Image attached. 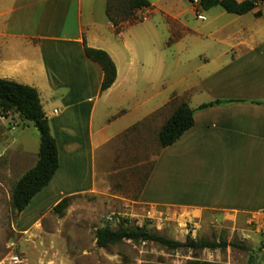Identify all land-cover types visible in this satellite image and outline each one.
Here are the masks:
<instances>
[{"label":"crops","instance_id":"0c3cea01","mask_svg":"<svg viewBox=\"0 0 264 264\" xmlns=\"http://www.w3.org/2000/svg\"><path fill=\"white\" fill-rule=\"evenodd\" d=\"M109 3L0 0V79L39 92L59 152L58 172L32 202L50 199L54 208L145 168L137 203L149 214L230 236L263 223L264 4L241 16H213L215 8L197 4L205 14L198 22L188 20L193 10H183L188 0H159V8L150 2L138 9L149 14L144 21L119 30L108 17ZM158 13L169 23L163 48L198 38L194 68H183L177 78L167 72L171 61L153 51L157 27L151 21ZM136 45L145 49L143 59ZM85 46L106 51L116 65V81L104 92L103 69ZM216 101L233 102L198 110ZM183 102L195 110L194 125L163 148L158 134ZM6 121L0 119V130ZM21 154L22 166L29 157Z\"/></svg>","mask_w":264,"mask_h":264},{"label":"rangeland","instance_id":"374dc122","mask_svg":"<svg viewBox=\"0 0 264 264\" xmlns=\"http://www.w3.org/2000/svg\"><path fill=\"white\" fill-rule=\"evenodd\" d=\"M129 1H110V15L119 30L142 22L149 15H139L138 9H134ZM149 1L157 3V8L161 7L159 0ZM174 7L182 9L183 6L178 4ZM189 9L193 10V16L188 20H205V14L197 4L183 8ZM213 11V16L217 11L224 12L219 7ZM151 22L157 27L156 48L153 51L158 58L166 56L171 61L167 72L177 78L183 68H194L193 57L197 48L193 43L198 38L189 36L183 44L175 46L170 42L167 48H163L161 43L167 34V18L158 13ZM131 39L134 41L133 35ZM135 50L143 59L145 49L136 45ZM188 56L192 60L189 64L186 63ZM4 118L7 121L0 130V264H248L252 256L258 262H263L261 248L264 222L248 225L230 236L214 226L186 223L179 217L171 219L153 212L149 214L148 208L137 203L147 171L145 168L130 170L116 177L101 192L72 196L69 206L63 211L55 212L53 207H49L50 199H45L38 205L35 200L23 213H16L11 199L13 188L33 166V162L38 161L40 134L32 123L23 125L12 113L0 112V119L5 121ZM23 151L30 162L21 166L19 158ZM121 223L143 226L148 231L180 242H186L188 238L197 241L236 240L251 247L253 253L230 247L224 250H167L153 243L131 241L99 248L96 244L97 230L103 227L117 230Z\"/></svg>","mask_w":264,"mask_h":264},{"label":"trees","instance_id":"16d2710c","mask_svg":"<svg viewBox=\"0 0 264 264\" xmlns=\"http://www.w3.org/2000/svg\"><path fill=\"white\" fill-rule=\"evenodd\" d=\"M111 1V0H110ZM192 4H199L202 10L208 11L216 7L222 8L225 12L234 15H245L252 12L264 0H188ZM134 9H142L150 6L148 0H130ZM110 3L108 6V17L114 24L110 15ZM256 16H261L257 13ZM86 55L93 61L100 64L104 72L101 91L109 89L116 81L117 69L113 59L104 50L93 49L85 46ZM233 101H216L201 105L198 110H204L214 105L231 103ZM0 112L3 114L12 113L20 120L32 123L40 134V147L36 165L27 171L16 183L11 195L12 206L16 213H23L31 204L32 200L42 192L53 180L60 168L59 152L56 140L52 135L50 123L42 107L39 92L30 86L22 85L13 81L0 79ZM195 110L183 102L174 111L172 116L164 123L158 134V143L166 148L176 143L186 131L194 125ZM71 197L64 198L55 207L54 211L59 212L66 209ZM124 241L133 243H153L167 250H178L189 248L193 251L232 249L253 253V249L243 242L236 240L228 242L220 240H194L188 238L186 242L170 239L155 232L148 231L145 227L127 226L121 223L117 230L103 227L97 230L96 244L99 248H108ZM262 257L263 262L257 263L252 256L248 264H264V234L262 235ZM213 264V263H200Z\"/></svg>","mask_w":264,"mask_h":264},{"label":"built area","instance_id":"2783aa9c","mask_svg":"<svg viewBox=\"0 0 264 264\" xmlns=\"http://www.w3.org/2000/svg\"><path fill=\"white\" fill-rule=\"evenodd\" d=\"M197 4V3H196Z\"/></svg>","mask_w":264,"mask_h":264}]
</instances>
